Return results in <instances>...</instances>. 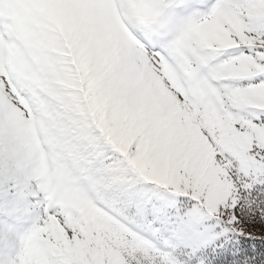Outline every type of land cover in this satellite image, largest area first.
<instances>
[{"label": "snow or ice", "instance_id": "snow-or-ice-1", "mask_svg": "<svg viewBox=\"0 0 264 264\" xmlns=\"http://www.w3.org/2000/svg\"><path fill=\"white\" fill-rule=\"evenodd\" d=\"M0 264H264V0H0Z\"/></svg>", "mask_w": 264, "mask_h": 264}]
</instances>
